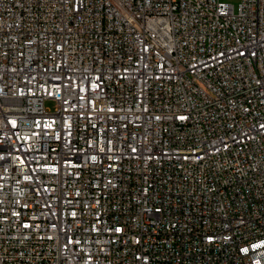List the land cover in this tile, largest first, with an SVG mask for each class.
<instances>
[{
	"label": "built area",
	"instance_id": "obj_1",
	"mask_svg": "<svg viewBox=\"0 0 264 264\" xmlns=\"http://www.w3.org/2000/svg\"><path fill=\"white\" fill-rule=\"evenodd\" d=\"M0 264H264V0H0Z\"/></svg>",
	"mask_w": 264,
	"mask_h": 264
},
{
	"label": "rangeland",
	"instance_id": "obj_2",
	"mask_svg": "<svg viewBox=\"0 0 264 264\" xmlns=\"http://www.w3.org/2000/svg\"><path fill=\"white\" fill-rule=\"evenodd\" d=\"M222 1L227 2V3H229V4H232V5H234L235 7H237L238 4L240 3V0H222ZM46 106H47L51 111H54L55 108H56V104H55L54 102H48V103L46 104Z\"/></svg>",
	"mask_w": 264,
	"mask_h": 264
}]
</instances>
